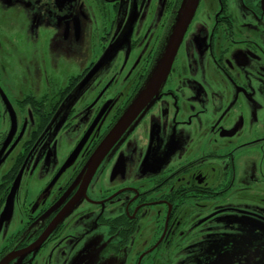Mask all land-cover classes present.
<instances>
[{
    "label": "flooded vegetation",
    "instance_id": "flooded-vegetation-1",
    "mask_svg": "<svg viewBox=\"0 0 264 264\" xmlns=\"http://www.w3.org/2000/svg\"><path fill=\"white\" fill-rule=\"evenodd\" d=\"M9 1L0 264H264V0H195L175 42L189 0Z\"/></svg>",
    "mask_w": 264,
    "mask_h": 264
},
{
    "label": "water",
    "instance_id": "water-1",
    "mask_svg": "<svg viewBox=\"0 0 264 264\" xmlns=\"http://www.w3.org/2000/svg\"><path fill=\"white\" fill-rule=\"evenodd\" d=\"M194 4H195V0H189L186 7L184 8L185 10L183 11L181 15L179 24L177 25V28L175 30L177 33L176 34L174 33V35L171 38L172 42H175L178 39V35H180L183 27L188 23L189 21L188 16L189 14H191ZM171 45L172 44H169V47L167 48L166 53L163 54L162 57L158 60L157 62L158 64L154 72L152 73L153 75L150 78H148V80H146L144 84L142 85V88L140 89L138 97L129 104V106L127 107L128 109L126 113L120 118L119 122L111 129L109 134L104 138L103 142L98 146L93 156L89 159L88 166L86 167L85 170L83 169L80 177H82L83 173L86 174L87 177H89L92 174L96 166L99 164L100 159L109 149V146L115 141L119 133H121L124 130V128L129 124L128 122L131 119V117L134 116L135 113H137L140 110L142 105L148 102V99H150L151 97L150 95L152 94V91H153L152 89H155V87H157V84L160 83V81H162L166 75L167 68L170 65V59L172 58L174 54V52L172 53L170 51ZM106 59H107V56H105V58L102 59L101 61H98L97 63H95L94 69H92L85 76L83 84H85L90 78H92L95 72L99 68H101L102 65L105 63ZM86 137L87 135L83 138V140ZM80 145L81 144H79V146ZM17 180L18 179L14 181V184L11 187L12 190L9 196L7 197L8 200H7V204L5 208L10 207L12 204V196L16 189ZM4 215L5 213H2L1 218H0L1 220L4 218Z\"/></svg>",
    "mask_w": 264,
    "mask_h": 264
},
{
    "label": "rangeland",
    "instance_id": "rangeland-1",
    "mask_svg": "<svg viewBox=\"0 0 264 264\" xmlns=\"http://www.w3.org/2000/svg\"><path fill=\"white\" fill-rule=\"evenodd\" d=\"M17 2L18 0H10L8 2V5H16ZM19 8H20V12L19 10H16V9H12L7 12H3L0 10V26L2 24H6L9 21H18L22 19V15L23 14L26 15L27 8L24 5L19 6ZM107 264H125V260L116 259L113 262H108Z\"/></svg>",
    "mask_w": 264,
    "mask_h": 264
}]
</instances>
